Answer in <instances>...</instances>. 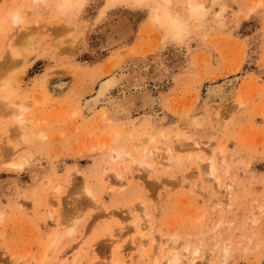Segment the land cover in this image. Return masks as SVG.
<instances>
[{
	"label": "rangeland",
	"instance_id": "obj_1",
	"mask_svg": "<svg viewBox=\"0 0 264 264\" xmlns=\"http://www.w3.org/2000/svg\"><path fill=\"white\" fill-rule=\"evenodd\" d=\"M185 1L170 0L178 38L152 24L151 2L82 0L58 17L54 0H0V96L26 126L1 107L0 264L138 263L128 213L143 210L158 264L185 247L194 264H264V0H215L198 23ZM196 141L223 149L220 186Z\"/></svg>",
	"mask_w": 264,
	"mask_h": 264
},
{
	"label": "bare ground",
	"instance_id": "obj_2",
	"mask_svg": "<svg viewBox=\"0 0 264 264\" xmlns=\"http://www.w3.org/2000/svg\"><path fill=\"white\" fill-rule=\"evenodd\" d=\"M30 1H31V3L36 4L37 2H45L46 0H30ZM116 1H118V0H108V3L107 4L114 3ZM138 1L139 2H151L152 3L153 12L151 13V22H152V24L155 27H157V28H164L165 31H166V35H169L170 37H178L179 38L182 35V33L184 31V29H183V26L184 25H182L181 24V21H179L176 17H174L173 15H171L170 10H169V8H170L169 7L170 6V0H138ZM198 1L199 0H186L185 1V4H184V6H186L185 9H187V11L189 13L190 19L193 22H195V23H198L201 20V18L203 17V15L205 13L206 8L211 7L213 5V3H214L215 0H205L204 3H202V2L199 3ZM80 2H82V0H54V9L53 8L52 9L55 10V12L57 13L58 17H59V15L66 16V15H68L69 12H72L74 10V8H75V5L78 4V3H80ZM9 13L10 14H8V16L10 17V19H12V21H11L12 25H17L18 23L21 22L20 15H18L19 13H16V12H13V13L9 12ZM27 41H30V40H27ZM28 44H29V42H28ZM10 54L12 55V59H13V56H16L17 58L19 56V54L17 53V51L16 50H13V49H12V52ZM122 58H123V56H122ZM116 62H118V60ZM113 82L114 81L112 79L111 80H107V81H105L103 83L101 82V85L99 87V90H98L97 95H96V97H95V99H94L93 102L97 103V101L101 97H103L104 94L112 87ZM7 99H8V95L7 96L6 95L0 96V109L3 106H4V108H5V106H7V108L10 106V111L9 112L10 113L12 112L13 115H14V117L16 118V120H15L16 127L18 129H21L22 130V128L25 126L24 125V121L20 120V117H21V115L24 112V107L22 106L23 104L22 105H19V104L15 103V102H12L8 106V105L5 104L7 102ZM102 113L103 114L100 115V116L103 115L101 117V119L102 120L107 119L108 118L107 117V113L106 112L104 113V111ZM193 121L194 122H192V123H196V120H193ZM197 125H198V122H197ZM23 135H22L21 138L25 139L26 137H25V135L24 136ZM22 141H24V140H22ZM17 144L15 146H17ZM191 146L193 147V149H196V151L198 152L197 154L195 153L194 156H195L196 160L199 161V163H202L203 164V168L206 169V171H207L205 173L208 174L214 180V182L217 183L218 186H220V180H219V172H218V170L221 168L223 171H225L227 173V167L225 166L224 160L222 158L223 157V153H224L223 152V149L221 148L217 152H214V151L211 152V151L208 150L209 149L208 148V143L197 142V141L194 142ZM112 152H113L112 153L113 155L111 157H109V158H111V161L112 160L113 161H115V160H121L123 157H125V156L127 157L128 156V155H125L124 153H120V151H115L114 150ZM165 152H166V155L162 158V160H165V162L167 164H170L171 159L168 158V157L173 154V151L170 149V146L169 145L166 147V151ZM141 153H142L143 159H146L149 156H156L157 157L156 163H157V165L159 164V161H160L159 157L160 156H159V154H156L157 152L156 153L154 152L153 148L145 147V148L142 149V152ZM161 156H162V154H161ZM19 158L21 159V157H19ZM16 163H17V161H16ZM146 163L147 162H142V163H140V165H143L147 170H152L153 167L152 168H149L146 165ZM167 164H163V165L165 166ZM114 175H115V178L118 180L119 183L124 184V177L119 172H114ZM111 186H110V188H112ZM231 188L232 187L230 186V184L225 185V187L223 188V189H225L224 191H225V193H226L227 196H230L231 195ZM55 190L58 191L59 189L56 188ZM85 191H86L87 194H89V196L90 195L93 196L92 195V192H91V189H87L86 188ZM55 198H56V196H55ZM53 201H54V198H53ZM94 202H96V201L94 200ZM141 212H143L144 215H142V216L138 215L136 217H134V212H129L128 213V217H132L134 219L133 222L131 223V226L130 227L132 228L133 231H135V233H137V236H135V239H133L134 242L136 243V244H134L135 245V249H136V251L139 254L141 253L140 254V260H139L138 263H135V258L132 255V256L129 257V264H145L144 262H146L147 264H158V262H157L158 253L165 251V249H164L165 247L162 248L161 247L162 242H157L159 239L156 241L155 238L152 237V236H148L147 239L146 238L144 239V237H145L144 234L150 228V225H145V221H144V219H145L144 217H146L145 211L143 210ZM142 221H143V223H142ZM119 235L117 237H114V238L112 237L111 239H109L110 243L111 244L115 243L119 239ZM150 235H152V234H150ZM52 240H54V239H52ZM161 241H162V239H161ZM50 242H52V241H50ZM167 242H169V241H167ZM53 244L54 243H52V245ZM167 244L169 246L171 245V243L170 244L167 243ZM52 245H48V246L51 247ZM169 246L166 245V247H169ZM49 247L47 249H45L46 252H48ZM195 249H193V250H195ZM225 250L226 249H224V251ZM114 251H115L116 254L122 253V251L120 249H116ZM145 251H148V252L147 253H144ZM46 252L43 251V254L44 255L42 254V256H43L42 257L43 259L41 260L42 262H44V260L46 259V254H45ZM188 252L189 251H188L187 247H185L183 249V252H180L179 254L175 253L174 251H169L168 252L169 255L167 254L168 256H166L167 259L165 261V264H180V263H182V261H181V258L182 257L184 258V260H187L185 264H194V258H192V256L195 255V252H197V250L196 251H192L191 250L192 255H190L189 257H188ZM142 253H144V254H142ZM63 256H67V253H64ZM74 257H75V255H74ZM74 257H73V255L70 256L69 259L67 258L62 264H73V262H72V260L70 258L73 259ZM150 260H152L153 263L150 262ZM111 264H118V261L117 262H112ZM183 264H184V262H183Z\"/></svg>",
	"mask_w": 264,
	"mask_h": 264
}]
</instances>
